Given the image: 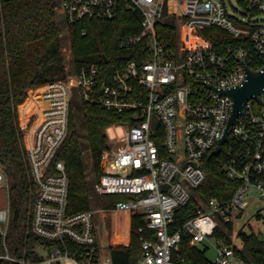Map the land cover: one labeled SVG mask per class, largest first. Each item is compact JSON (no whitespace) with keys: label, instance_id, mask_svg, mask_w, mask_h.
<instances>
[{"label":"built area","instance_id":"obj_1","mask_svg":"<svg viewBox=\"0 0 264 264\" xmlns=\"http://www.w3.org/2000/svg\"><path fill=\"white\" fill-rule=\"evenodd\" d=\"M124 3L140 14V31L119 42L122 50L134 55L125 70L101 85V67L88 64L64 81L45 85L38 99L43 108L23 126L36 185L28 233L48 244L36 247L34 260L26 251L23 257L14 255L9 247L11 182L0 165V191L7 197L0 207V260L114 264L111 255L100 250L96 212L68 211L70 178L65 163L60 161L51 170L67 137L77 95L88 104L131 114L135 121L118 124L127 126L118 141L124 145L114 150L110 142L102 151V173L95 184L98 196L125 197L103 213L127 215L130 221L136 216L142 223L138 229L142 252L134 264H191L183 253L185 244L204 251L209 264H256L237 254L240 246L234 236L229 244L216 232L226 234L227 224L242 218L249 200L259 199L263 206L257 213L264 217V95L259 102L245 104L222 147L231 157L229 176L241 183L234 196L225 203L197 197L193 216L179 213L205 182L202 162L219 146L232 112L230 97L219 91L241 85L247 77L245 65L264 68V0H59L57 10L72 26L85 19L113 20ZM167 18L178 29L175 47L160 31ZM211 28L232 38L227 53L203 35ZM251 190L259 198L253 200Z\"/></svg>","mask_w":264,"mask_h":264},{"label":"trees","instance_id":"obj_2","mask_svg":"<svg viewBox=\"0 0 264 264\" xmlns=\"http://www.w3.org/2000/svg\"><path fill=\"white\" fill-rule=\"evenodd\" d=\"M58 2L59 0H0V165L11 182L13 208L7 240L14 255L23 257L26 251L29 260H34L37 246L47 247L48 244L28 233V218L36 197V185L28 162L25 131L21 127L20 118L25 126L29 118L42 109L37 94L44 90L42 87L66 80L68 75L77 74L85 65H99L103 72L101 85L109 84L111 75L117 71L123 72L127 62L134 59L132 52L120 48V39L140 31V14L125 3L122 4L118 17L113 20L85 19L68 26L57 10ZM64 30L71 43L70 70L67 69L63 53ZM160 31L172 46H177L178 29L173 20L167 18V24L163 28L160 26ZM203 35L217 50L226 53V46L233 42L229 35L218 28L205 30ZM249 65L254 70L261 68L254 63ZM131 119V114L109 111L75 96L67 137L51 166L54 171L58 162L63 161L66 165L70 178V213L92 210V197L96 194L95 187L90 185L87 178L82 138H87V149L93 159L97 182L102 173V151L110 145L106 130L118 124H135ZM230 160L226 147L219 155L210 154L203 160L206 180L194 190L191 201L179 213L181 217L193 216L198 205L197 197L204 202L217 199L220 203H225L234 196L241 183L228 174L227 165ZM98 197L100 207L105 210L113 209L116 202L125 199L123 196ZM256 217L262 219L263 215L257 214ZM141 224L136 216L132 218L128 246H108V253L114 264H134L140 257L143 235L138 229ZM180 224L181 221H178V225ZM227 229L226 234L218 229L216 237L224 238L231 244L233 223H228ZM237 236L239 243L241 242L237 254L245 262L264 264V241H260L261 233L247 234L241 230ZM1 241L0 236V247ZM183 253L191 264H209L204 251L188 249L185 244ZM0 264L15 263L0 260Z\"/></svg>","mask_w":264,"mask_h":264},{"label":"rangeland","instance_id":"obj_3","mask_svg":"<svg viewBox=\"0 0 264 264\" xmlns=\"http://www.w3.org/2000/svg\"><path fill=\"white\" fill-rule=\"evenodd\" d=\"M59 3V2H58ZM59 12V11H58ZM264 19V15L261 16ZM62 39H63V53L65 55V59L67 61V69L72 68V52H71V43L67 34L62 31ZM41 89V88H39ZM37 89V90H39ZM35 90V91H37ZM30 91V92H35ZM29 98V97H28ZM28 100V99H27ZM26 100V101H27ZM21 119V118H20ZM22 123V122H21ZM126 125H117L115 127H109L106 130V134L109 138V144L111 142V149L117 150L120 146H123V143H118V141L125 136ZM82 147L84 150V158L86 163V174L87 178L90 182V185L95 187V172L93 169V159L90 155V151L87 149V138H82ZM250 196L255 198H259L258 194L255 190H251ZM100 198L95 193L92 197V210L96 212V223L98 224V239L100 250L103 255L107 256L108 246L113 244L115 241V236L118 234L120 236V241L124 242L125 239L129 237L130 234V222L129 217L127 215H118L116 213L105 214L101 210L102 208L99 205ZM7 202V197L5 191H0V207H4ZM248 209L245 211L242 216V220H239L236 224L234 223V231L232 235L235 237L236 241H238L239 246H241V242L239 243L238 233L242 230L245 233L254 232L256 234L261 233V236H264V217L259 219L254 218L255 213L260 210L261 202L259 199L254 203L252 200H249ZM260 236V237H261ZM233 241V240H232ZM130 243V240L128 244ZM121 245V244H115ZM209 257L213 258L214 253H209ZM257 264V263H256Z\"/></svg>","mask_w":264,"mask_h":264},{"label":"water","instance_id":"obj_4","mask_svg":"<svg viewBox=\"0 0 264 264\" xmlns=\"http://www.w3.org/2000/svg\"><path fill=\"white\" fill-rule=\"evenodd\" d=\"M244 68L247 77L241 85L219 91L220 94L230 97L232 112L225 133L219 141V146L211 153L212 156L219 155L222 152L223 145L229 141L230 130L237 118L244 113L245 104L250 100L259 102L260 97L264 95V68L259 71H255L247 65ZM260 241H264V236L260 237Z\"/></svg>","mask_w":264,"mask_h":264},{"label":"crops","instance_id":"obj_5","mask_svg":"<svg viewBox=\"0 0 264 264\" xmlns=\"http://www.w3.org/2000/svg\"><path fill=\"white\" fill-rule=\"evenodd\" d=\"M43 88V87H42ZM21 106H23V105H21ZM20 106V107H21ZM20 107H19V110H20ZM19 115H20V112H19ZM20 123H21V119H20ZM21 127L23 128V124L21 123ZM255 203V202H254ZM263 205L261 204V207H262ZM261 209V208H260ZM258 212V211H257ZM255 213V215H254V218L256 219V216H257V214L258 213ZM119 215V214H118ZM243 218H241V219H238L236 222H235V224L239 221V220H242ZM129 222H130V229H131V221L129 220ZM120 236L117 234L116 236H115V241H114V243L113 244H111V245H113V246H117V245H115L116 243L117 244H121V245H125V243H127L128 244V242H129V240H130V234H129V237L127 238V239H125V241L124 242H122V241H120Z\"/></svg>","mask_w":264,"mask_h":264},{"label":"bare ground","instance_id":"obj_6","mask_svg":"<svg viewBox=\"0 0 264 264\" xmlns=\"http://www.w3.org/2000/svg\"><path fill=\"white\" fill-rule=\"evenodd\" d=\"M45 90V89H44ZM44 90H41V91H38L37 94H38V98L40 97V94L44 91ZM42 105V108H43V104Z\"/></svg>","mask_w":264,"mask_h":264}]
</instances>
